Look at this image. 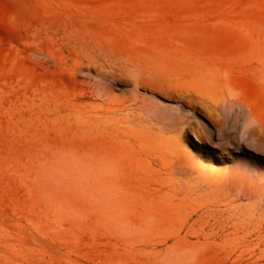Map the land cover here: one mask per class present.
<instances>
[{
  "label": "rangeland",
  "instance_id": "rangeland-1",
  "mask_svg": "<svg viewBox=\"0 0 264 264\" xmlns=\"http://www.w3.org/2000/svg\"><path fill=\"white\" fill-rule=\"evenodd\" d=\"M255 126L264 0H0V264H264Z\"/></svg>",
  "mask_w": 264,
  "mask_h": 264
},
{
  "label": "bare ground",
  "instance_id": "bare-ground-1",
  "mask_svg": "<svg viewBox=\"0 0 264 264\" xmlns=\"http://www.w3.org/2000/svg\"><path fill=\"white\" fill-rule=\"evenodd\" d=\"M233 96V95H232ZM198 104L200 105H207L204 101H201L200 99L197 100ZM182 106V105H181ZM184 106V105H183ZM228 107H237L241 110H244L246 109V107L243 105V103L237 99H225L221 104L217 105L214 107V109L216 111H222L223 109L225 108H228ZM186 108H189V109H186ZM184 111H186L187 113H189L192 117H194V110L195 108L194 107H191L189 105H185L184 106ZM190 117H178L176 118L174 121L171 122V124L169 125V128L172 130V131H175L178 133L179 137L176 138L175 140L177 141V143H181V140L182 138L185 137V135L187 134L186 132H190V134L193 136L194 138V141L197 143V145L199 146H204L206 144H209L210 143V133H209V130L207 128H199L197 125L193 124L191 121H190ZM219 120V119H218ZM257 121L254 120L253 121V124L256 125ZM218 126V125H217ZM218 129V132L220 130V127H217ZM223 133V132H222ZM218 134V133H217ZM264 132L263 130L259 129L257 126H255L254 128H252L248 133H247V138L244 139V142H247L249 140V138H254V137H261V135H263ZM221 134H219L220 136ZM226 139V138H225ZM229 140V139H228ZM239 140V139H238ZM256 140V139H254ZM226 142V141H225ZM223 143L222 145L220 146H215V145H212V146H215V148H218L220 151H224L225 150H228L229 147L232 146V144L230 143ZM230 142V141H229ZM232 142V141H231ZM238 142V141H237ZM241 143V142H240ZM236 144V143H235ZM237 145H240V144H237ZM236 149H239L236 148ZM185 157V156H184ZM217 158H222V155L221 154H217ZM185 160V159H184ZM194 167V166H193ZM195 169V168H194ZM178 172L180 173H185V174H189L190 172V169L189 167L187 166V164L183 163V164H180L179 167H178ZM253 183V182H252ZM251 183V184H252ZM179 189V188H178ZM183 189H181L182 191ZM249 192V191H248ZM234 193V192H233ZM245 193V192H244ZM246 195V194H245ZM249 197V196H248ZM253 201V200H252ZM204 210V209H203ZM232 210V209H231ZM205 211V210H204ZM218 218V217H217ZM220 218V217H219ZM200 226V225H199ZM208 226V225H206ZM216 231V230H215Z\"/></svg>",
  "mask_w": 264,
  "mask_h": 264
}]
</instances>
